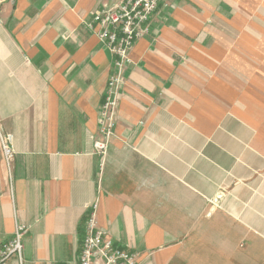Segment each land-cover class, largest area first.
I'll list each match as a JSON object with an SVG mask.
<instances>
[{"label":"crops","instance_id":"1","mask_svg":"<svg viewBox=\"0 0 264 264\" xmlns=\"http://www.w3.org/2000/svg\"><path fill=\"white\" fill-rule=\"evenodd\" d=\"M122 1L0 0V249L27 225L23 264H80L98 203L138 264H264V0L163 1L103 159L113 61L88 23Z\"/></svg>","mask_w":264,"mask_h":264},{"label":"built area","instance_id":"2","mask_svg":"<svg viewBox=\"0 0 264 264\" xmlns=\"http://www.w3.org/2000/svg\"><path fill=\"white\" fill-rule=\"evenodd\" d=\"M165 0H124L115 6H100L92 14L88 26L110 51L113 69L108 81L106 99L98 117L99 136L94 140L95 152L106 157L110 142L115 137L116 118L127 67L132 62L131 52L136 43L150 32V21ZM0 142L6 162L15 156L13 136L0 130ZM84 245L79 255L80 264H138V254L106 238V231L97 221L98 203L89 205ZM27 225H18L12 239L0 249V264H8L16 257L23 264V237Z\"/></svg>","mask_w":264,"mask_h":264}]
</instances>
